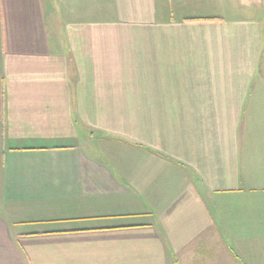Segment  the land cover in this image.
<instances>
[{"label":"crops","instance_id":"obj_1","mask_svg":"<svg viewBox=\"0 0 264 264\" xmlns=\"http://www.w3.org/2000/svg\"><path fill=\"white\" fill-rule=\"evenodd\" d=\"M203 1L0 0V264H264V0Z\"/></svg>","mask_w":264,"mask_h":264},{"label":"rangeland","instance_id":"obj_2","mask_svg":"<svg viewBox=\"0 0 264 264\" xmlns=\"http://www.w3.org/2000/svg\"><path fill=\"white\" fill-rule=\"evenodd\" d=\"M200 9L199 11H197L198 12L197 14L201 13V16H209L211 14L212 7L210 6V3L207 2V0H204L203 5ZM90 12L92 16H95L96 18L105 15V12H100V9H96V8H91Z\"/></svg>","mask_w":264,"mask_h":264}]
</instances>
